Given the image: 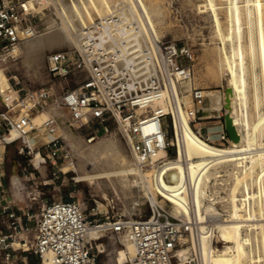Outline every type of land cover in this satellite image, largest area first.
<instances>
[{
    "label": "built area",
    "instance_id": "2783aa9c",
    "mask_svg": "<svg viewBox=\"0 0 264 264\" xmlns=\"http://www.w3.org/2000/svg\"><path fill=\"white\" fill-rule=\"evenodd\" d=\"M33 14L19 1L0 0L2 62L17 60L21 42L37 35ZM191 62L188 49L158 38L150 29L147 33L140 27V20L124 8L97 17L82 27L74 48L47 57L50 83L32 91L21 87L5 90L0 141L3 147L20 143L18 155L35 153L42 157L41 165L48 162L55 166L51 158L68 156L59 121L50 110L55 107L65 110L69 121L78 129L87 131L88 144L99 134H111L113 125L124 139L135 166L141 171L149 169L154 182L165 177V173L160 165L153 163V158L160 153L167 157L169 148L175 147L174 121L181 105L192 126L206 96L201 89L186 91L182 87V80L192 77ZM72 76L80 78L74 88L53 82ZM188 96L190 108H186L183 100L179 102V98ZM42 114L46 116L38 124L36 117ZM11 131L17 133V138L8 141L6 136ZM40 134L47 141L31 149L28 141L37 144ZM199 136L211 143L208 136ZM217 136V146H224L230 140L222 126ZM42 148L48 155L41 154ZM225 169L220 167L221 176L209 184L206 190L209 201L217 202L224 197L215 188L229 184ZM4 189L0 174V216L8 220V233H0L2 264H11V253L16 250L35 256L36 264H42L45 256L50 257L51 264H98V256L104 252L102 243L97 244L100 238L107 233L118 238L128 229L134 256L119 261L117 255L115 264H201L199 253L192 247L184 258L178 256V250L187 245L188 236L196 231L193 208H190L191 221L175 219L165 209L150 203V215L135 220L113 211L88 215L77 202L62 198L46 202L36 211L33 205L38 197L32 195L17 214L13 202L4 198ZM212 216L217 217L207 216L204 222L209 229L214 223ZM92 228L99 233L97 239L88 236ZM15 240L20 243L17 249L13 247Z\"/></svg>",
    "mask_w": 264,
    "mask_h": 264
},
{
    "label": "bare ground",
    "instance_id": "6f19581e",
    "mask_svg": "<svg viewBox=\"0 0 264 264\" xmlns=\"http://www.w3.org/2000/svg\"><path fill=\"white\" fill-rule=\"evenodd\" d=\"M224 1H227L226 8L230 14L225 33L222 32L214 0H206V6L211 11V18L219 40L217 51L218 77L223 75L226 80V93L224 94V99L221 100H223V107L227 112L226 116L229 118L236 136L235 140H230L228 147H217L215 144L206 142L198 133H194L186 112L181 105L178 111V119L174 121L173 145L176 148L175 157L168 158L165 153H160L153 158V163L157 166L160 165L161 170L165 173V177L156 178L153 182L150 170L141 171L134 166L135 164L129 163L124 155V148L116 136L110 140H102V142L93 146H87L81 138L75 135L65 114L58 108H51V113L59 121L60 135L64 137L70 152L84 156L87 160L96 159L97 161H92V167L90 165L93 172L96 170L94 173H88L86 164L81 163L82 161L74 165V169L77 172L76 182L89 184L105 182L109 186L112 185L113 189L118 193L117 195L120 194L125 203L129 202L127 209L131 213L136 210L141 211L144 201L148 199L152 205H158L165 209L173 218L192 221L193 217L190 208H193L196 231L193 230L191 232L190 238L192 248L199 253L201 264H246V262H257L261 260L260 253L258 251L255 256L252 242L254 244L256 242L258 245L263 240L261 232L256 230L258 226L264 227V212L257 214V196L253 185L257 173L264 171V148L258 146L252 139L248 115V68L246 65L247 49L243 46V20L245 17L248 19L249 28L247 31H249L248 35L252 38L256 21L259 23L262 14H264V1L246 0V2L244 1L246 5H243L244 2L241 0ZM19 2L27 10L41 9L35 8L32 5L33 2H27L26 0ZM42 2L43 5L46 4L45 0ZM50 3L54 5V11L56 9L57 12L55 14L57 16L52 18L49 27H56L57 29H51L45 34L25 39L19 46L26 63H30L37 68L36 70L42 65L46 50L50 51L54 48L69 46L71 43L77 45V35L84 25L97 17H103L119 9H126L130 16L140 20L142 29L147 33L150 29L157 36L154 19L157 11L148 9L143 0H51ZM251 5L252 7L247 12H244L243 8ZM255 14L256 17L254 16ZM263 39L264 36H259L260 44ZM249 47L250 50H254L252 42ZM251 60L254 63L253 65H255L256 58L254 55ZM190 82L191 78L183 79L181 82L182 87L190 86ZM7 89H10V85L4 73V68L1 67L0 95H2V98ZM189 90L190 87L186 89V91ZM207 95L209 105L199 108L200 117L218 116L221 109L219 94L217 92H208ZM167 96L170 97V93H167ZM256 99L258 102L257 95ZM182 100L186 106L184 98H179L180 103ZM157 104L164 107L163 102ZM63 111L67 114L65 110ZM45 116V114L37 116L36 122L39 124ZM73 126L77 129L74 124ZM263 130L264 116L259 120L257 126L259 134ZM38 136L42 140L44 137L45 141H47L46 136L42 134ZM16 138L17 133L15 131H11L10 135L6 136L8 141H13ZM45 141L39 142L41 144ZM28 142L31 149L39 146L37 144L34 146L35 143L31 139ZM39 157L41 165L42 157ZM223 166L226 167L224 172L230 182L226 189V196L222 198L229 205L224 210V214L221 215L216 210L215 202L209 201L206 190L213 179L221 176L219 168ZM234 181H236L237 186L231 190L230 188L233 186ZM233 191H237L240 197L237 198ZM203 201L208 204L204 205ZM211 215L222 217L215 220L212 224V229H209L203 223L207 219L206 217ZM217 221L220 222L217 223ZM246 227L250 228V233L242 236L240 229ZM215 232L220 234L223 237L222 242L226 243L221 249L213 248L212 237ZM97 235H99L98 231L93 228L88 234L91 239H97ZM120 238L125 246L129 260L135 253L134 246L130 241L129 229L120 234ZM18 247H20V243ZM182 248L178 250L180 258H184L190 249V247H187V249ZM42 264H51L50 257L45 256Z\"/></svg>",
    "mask_w": 264,
    "mask_h": 264
},
{
    "label": "rangeland",
    "instance_id": "374dc122",
    "mask_svg": "<svg viewBox=\"0 0 264 264\" xmlns=\"http://www.w3.org/2000/svg\"><path fill=\"white\" fill-rule=\"evenodd\" d=\"M26 1L33 2L32 5H34L35 8H41L32 10L34 12L32 23L36 28L37 35L45 34L51 29H57L56 27H49L51 25L52 18L57 16V14H55V12H57L56 9L54 11V5L50 3L51 0H45L46 4L44 5L42 2L43 0ZM143 1L147 5L148 9L157 11V15L154 16V19L156 23L155 28L158 38L164 41L173 42L178 47H185L190 51L192 55V62L190 63V65L192 66L193 74L191 77L190 86L187 85L184 87V89L186 90L188 89V87H190V89L196 88L203 90L206 96L203 101L202 107H207L209 105L207 95L208 92H217L219 94L221 104L219 115L205 118H195V120L192 122L191 127L194 133H198L203 137L208 136L211 144H215V146H217V144H219L217 135L222 126L221 120L226 116L227 113L225 108L223 107V100H221L225 97L224 94L226 93V80L225 76L223 75L218 77L217 51L219 40L214 22L211 18V11L209 7L206 6V0ZM241 1L246 2V0ZM245 2L243 3V5H246ZM250 3L252 4V2ZM214 6L218 14L222 32L225 33L228 27V22L230 20V14L228 13V10L226 8L227 1L214 0ZM250 7H252V5L249 7L245 6V8H243L244 12H247ZM254 16L256 17V14ZM245 19L246 17L243 20V46L247 49L246 65L248 68V115L251 124L252 139L258 146L264 148V130L261 131L260 134L257 131L259 120H261V118L264 116V39L261 40V44L259 43V36H264V14H262L259 23H257L256 21L252 38L250 37V35H248L249 31H247L249 28V21L248 19ZM251 42L254 45L253 51L250 50L249 47ZM74 47L75 44L71 43V45L69 46L54 48L50 51L46 50L43 56V63L42 65H40L38 70H36L37 68L33 67L30 63H26V60L23 58L22 51L20 52V57L15 61L6 60L2 62L0 60V64H2L0 65V68H4V73L8 78L10 88L16 89L21 87L26 91L36 90L51 82V78L47 72L46 67L47 57L51 53L70 50ZM253 55L256 58L255 65H253L254 63L251 60V57ZM79 81L80 78L78 76H72L67 80H56L53 82L57 86L62 85L67 88H74ZM256 95L258 97V102L256 99ZM187 98L189 99V102ZM184 100L187 104L186 108H190L192 106L190 97H185ZM2 111H4V103L2 95H0V112ZM61 111L68 119L67 114L63 110ZM69 124L73 129L75 135L81 138V140L85 144H87V146H93L99 142H102V140H110L111 138L116 136L120 140L124 148L125 157L130 164L134 165V161L130 156L124 139L113 125H111V134H99L93 143L88 144L86 142L87 131L84 129H76L70 121ZM168 132L170 138L171 132L169 129ZM37 138L40 139V142L45 141L44 137L43 140L39 136ZM62 138L66 147L68 148V156L63 157V155H59L55 159L51 158V161L56 162L55 166L50 165V163L48 162L46 165H40V157L37 154L35 155V153H33L31 156L18 155L17 151L20 147V143L2 147L3 144L0 141V156L2 160V168L6 175L5 177L9 181V184L12 178H15L13 179L14 183L16 182L15 186L16 188L21 189V193H23V195L27 193L29 197L32 195L40 197L39 206L44 202H51L62 198L64 200H73L77 202L82 210L88 215L94 212L103 215L106 211L110 213L111 211H113L114 213H118L122 216L135 220L146 219L150 215V201L148 199L144 201L141 211L136 210L134 211V213H131L127 209L129 202L125 203L123 197L120 194L117 195L118 193L113 189L112 185L109 186L105 182H100L98 184L76 182L77 172L74 169V165H77L82 161L81 163H83L84 165L86 164V171L88 173H92L93 170L90 168V165L92 167V161H96V159L87 160V158H84V156L80 155V157L77 153L76 155L75 152H70V149L67 146V143L65 142L63 136ZM40 142L37 143V145H41L42 143L40 144ZM229 142L225 143L224 146L217 147H228L230 145ZM35 145L36 144H34V146ZM40 152L41 154L48 155V152L44 148L40 149ZM167 157H175V147L169 148ZM94 172H96V170H94ZM226 179L230 181L228 177H226ZM235 186H237L236 181H234V184L230 189L232 190V188H234ZM227 187L228 185L216 187V193H220L221 196H226ZM253 187L254 192L257 196V214H260L264 212V171H260L257 173V175L255 176ZM231 190L230 192H232ZM233 193L237 198L240 197V194L237 191H233ZM204 203L205 202L203 201V204ZM207 204L208 203H205L204 205ZM228 205V202L225 203L223 199L215 202V206L217 208L216 210L221 215L224 214V210L227 209ZM35 210L39 211L38 205ZM211 219L215 221L219 218H213L212 216ZM219 222L220 221H217V223ZM203 225L205 226L204 223ZM256 231L261 232L263 240L258 245L256 242L255 244L254 242H252V249L255 256L259 251L261 260L254 263L246 262V264H264V227L258 226V229ZM240 232L241 235L244 236L246 233H250V228H241ZM222 240L223 237L215 232L212 237L213 248L221 249L222 246L226 244L223 243ZM17 241L18 240L13 241V247L15 249L19 245ZM112 241L113 234L107 233L104 234L97 242V244L102 243L104 247V252L102 254H99L98 256V264H111V253L113 256H116V254L119 255L118 253L124 250V245L121 241V238V244L118 246H115ZM183 247L185 249H187V247H192L190 236H188L187 245ZM11 254L13 256L10 260L11 264H24L21 258V256H23L24 254L20 250H16ZM125 260H128L127 255L124 261ZM36 263H38V259H36Z\"/></svg>",
    "mask_w": 264,
    "mask_h": 264
},
{
    "label": "crops",
    "instance_id": "0c3cea01",
    "mask_svg": "<svg viewBox=\"0 0 264 264\" xmlns=\"http://www.w3.org/2000/svg\"><path fill=\"white\" fill-rule=\"evenodd\" d=\"M0 174L2 175V180H3V183H4V187H5V193H4V198H6L8 201H12L13 204L15 205L14 207V210L17 212V214H20V211L19 210H22L24 209V207L29 203V195L21 193V189H18L16 188L14 180L15 178H12L10 184H9V181L8 179L5 177V173H4V170L2 168V160H1V156H0ZM17 181V180H16ZM38 197V200L34 203L33 207L34 209L37 208V205L38 207H41L42 205H44L46 202L42 203L40 206H39V201H40V197ZM3 202V201H2ZM7 226H8V220L6 217L4 216H0V233H8V229H7ZM113 244L116 246L120 245V236L117 238L115 235H113ZM124 245V244H123ZM17 249V247H16ZM24 255L21 256L22 258V262H24V264H36V257L33 256L32 254L30 253H23ZM120 255H118V259L119 261H124L127 253H126V250H125V246H124V250L120 251L118 253ZM117 257V254L116 256H113L112 253H111V264H115V258ZM128 257V256H127ZM0 264L1 261H0Z\"/></svg>",
    "mask_w": 264,
    "mask_h": 264
},
{
    "label": "water",
    "instance_id": "95a60500",
    "mask_svg": "<svg viewBox=\"0 0 264 264\" xmlns=\"http://www.w3.org/2000/svg\"><path fill=\"white\" fill-rule=\"evenodd\" d=\"M200 115H201V113H200V111H198L197 116L200 117ZM221 123H222V128L226 132V134L228 135L229 139L235 140L236 139L235 132H234L233 127L230 124L229 118L227 116H225L221 120Z\"/></svg>",
    "mask_w": 264,
    "mask_h": 264
}]
</instances>
